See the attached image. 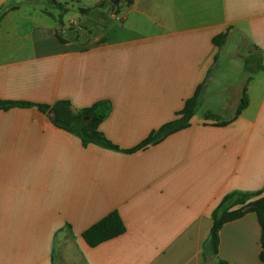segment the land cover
Listing matches in <instances>:
<instances>
[{"label":"crops","instance_id":"1","mask_svg":"<svg viewBox=\"0 0 264 264\" xmlns=\"http://www.w3.org/2000/svg\"><path fill=\"white\" fill-rule=\"evenodd\" d=\"M55 1L68 8L65 41L54 0L50 14L32 0L6 1L0 101H68L76 112L110 102L99 130L123 150L175 119L206 78L207 100L214 84L228 90L244 73L254 45L264 52V0ZM80 8H96L105 22L94 29ZM82 19L93 31L74 34ZM225 32L220 47L213 39ZM240 36L251 47L235 57ZM247 94L239 114L206 119L205 111L226 112L202 105L190 126L133 152L85 146L37 105L1 108L0 264H56L58 248H74L86 264H206L204 244L223 197L264 196V70ZM114 210L126 231L90 246L83 232ZM261 235L254 211L227 221L218 258L264 264Z\"/></svg>","mask_w":264,"mask_h":264},{"label":"trees","instance_id":"2","mask_svg":"<svg viewBox=\"0 0 264 264\" xmlns=\"http://www.w3.org/2000/svg\"><path fill=\"white\" fill-rule=\"evenodd\" d=\"M107 2L112 7H115L111 0H107ZM4 5L5 4H3L1 10ZM54 5L62 11L59 18L62 26L58 30L57 35L61 41H65L66 38L63 36L61 29L64 28L63 12L68 11V8L64 4L58 3L55 0ZM46 13L50 14V12ZM227 37L228 32H225L214 37L213 41L216 45L221 47L226 42ZM244 70L248 74L247 83L253 78V74L256 71L264 70V52L259 46L254 45V50L244 57ZM206 82L207 78L199 85L194 96L186 101L184 107L180 110L175 119L166 122L160 128L154 130L140 145L126 150L121 149L99 130L100 123L109 115L112 108L111 103L107 101L98 102L92 107L84 108L78 112L72 109L71 104L68 101H60L52 107L32 102L0 101V109H6L12 106L29 107L37 105L40 110L49 113L56 125L79 136L85 146L94 143L109 149L133 152L150 144H156L170 134L190 126L191 119L199 107L202 91ZM247 83L242 92L237 114L245 109L249 103ZM256 195L257 194L254 192L240 190L229 192L213 210V226L210 235L204 244V259L206 264L210 263L211 260L218 258L220 230L224 223L243 216L247 211L256 212L262 227V251L260 257L264 261V196L252 200ZM125 231L126 225L120 213L117 210H114L87 228L83 232V237L90 246H98L107 240L123 234ZM217 264L232 263L225 259L218 258Z\"/></svg>","mask_w":264,"mask_h":264},{"label":"rangeland","instance_id":"3","mask_svg":"<svg viewBox=\"0 0 264 264\" xmlns=\"http://www.w3.org/2000/svg\"><path fill=\"white\" fill-rule=\"evenodd\" d=\"M10 1L11 0H7V2H10ZM49 1L50 0H32V6H38L39 4H42L45 6V8L43 9V12L46 13V10L53 5ZM5 5H6V3H5ZM5 5H4V7H5ZM4 7H3V9H4ZM3 9L0 10V16L3 14ZM79 10L83 15L85 13H87L88 20H92L93 26H92V24L88 23V20L85 21L82 19V20H80V23L77 26V27H79L77 29V31H73V32H75L74 34H76V32L78 33L79 31L85 32V30L92 32L93 29H91V26L94 29H99L100 23L105 22L104 21L105 19L102 16H99L98 12H100V11H98L96 8L88 10V11H86L85 9H81V8ZM64 13L65 12H63V14ZM81 18H83V17H81ZM61 32L64 36H67V28L64 31H63V29H61ZM227 39H228V37H227ZM240 40H241V42H240L239 46L234 51V52H237L234 54L235 57L238 56V54L239 55L247 54L248 48L251 47L250 41L246 37L240 36ZM233 50L234 49H232V51ZM253 50H254V47L252 48V51ZM235 69H236V67H235ZM247 77H248V74L245 71L241 75L239 73V75H237L235 77V79L229 84L228 90L220 91V89H219L220 84H218V83L214 84L213 88L214 89L216 88V90L213 93L211 92L208 94L207 100H206V97L204 96L205 93L204 94L202 93L201 101H200V104H199L197 111L200 108L201 109L204 108V107H202V105L204 106V105L208 104L214 108L218 107L219 108L218 110L221 113L226 112V114H223L224 116H222V114H221V115H219V117H217L218 116L217 113H214V112L209 110V111L204 112V116L206 119H221V118L229 117L233 114L232 112L235 109H236V113H237L240 102L238 103V106H236V104L234 103L235 96L237 94V91L239 93L243 92V89L247 83ZM238 87H239V89H237ZM225 93L228 96V101L225 102L224 104L220 105L221 103L219 101H222L221 98ZM204 99L206 100V103H205ZM234 104H235V106H234ZM218 110H217V112H218ZM56 264H86V262L84 260H82L80 257H77V251L74 248H71V249L58 248L57 252H56Z\"/></svg>","mask_w":264,"mask_h":264},{"label":"water","instance_id":"4","mask_svg":"<svg viewBox=\"0 0 264 264\" xmlns=\"http://www.w3.org/2000/svg\"><path fill=\"white\" fill-rule=\"evenodd\" d=\"M6 1H7V0H0V10H1L3 4L6 3ZM120 1H121V0H111V2H112L114 5H118Z\"/></svg>","mask_w":264,"mask_h":264}]
</instances>
